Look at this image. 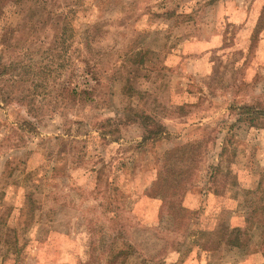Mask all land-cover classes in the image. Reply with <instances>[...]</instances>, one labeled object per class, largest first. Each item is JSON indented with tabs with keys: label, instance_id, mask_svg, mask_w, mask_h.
<instances>
[{
	"label": "rangeland",
	"instance_id": "obj_1",
	"mask_svg": "<svg viewBox=\"0 0 264 264\" xmlns=\"http://www.w3.org/2000/svg\"><path fill=\"white\" fill-rule=\"evenodd\" d=\"M246 104L264 107V0H0V264L264 253Z\"/></svg>",
	"mask_w": 264,
	"mask_h": 264
},
{
	"label": "trees",
	"instance_id": "obj_2",
	"mask_svg": "<svg viewBox=\"0 0 264 264\" xmlns=\"http://www.w3.org/2000/svg\"><path fill=\"white\" fill-rule=\"evenodd\" d=\"M16 1H18V0H16ZM2 68H4V67H2ZM3 73H5L4 69H3ZM240 107L242 109H244V111H246V112L252 111V112H255L256 115H258V114L264 115V107H262L261 109H255L257 107H255L253 105H249V104L242 105ZM140 116L142 117L141 124H142L143 127H145V130H144L145 133L142 136V141H145L148 137L151 136L150 133H152L153 131L148 127V125L146 123V121H147L146 119H150V116L144 115L142 113L140 114ZM28 124H30V123H28ZM28 130H29V128H28ZM30 130H32V129H30ZM157 133H158V131H155V133L153 132L152 135L157 134ZM222 151H223V149H222ZM259 183H260V185L262 184L261 181H259ZM128 247H130V245H128ZM128 247L125 248V249L124 248H120L117 251H115L114 253H111L112 254L111 255L112 256V264H122L126 260L127 253H129Z\"/></svg>",
	"mask_w": 264,
	"mask_h": 264
},
{
	"label": "crops",
	"instance_id": "obj_3",
	"mask_svg": "<svg viewBox=\"0 0 264 264\" xmlns=\"http://www.w3.org/2000/svg\"><path fill=\"white\" fill-rule=\"evenodd\" d=\"M230 227V226H229ZM234 227H240V226H234ZM232 227V228H234ZM228 244L230 246H234L233 248L235 249H239V244H242V243H238V242H232L231 240H228ZM241 258V261L245 264H253V261L256 259V258H259V257H264V253L262 252H259V251H254L252 250V252L250 253H244L243 255L239 256ZM252 260V262H251ZM193 261V258L191 257L190 259L187 260L188 263H185V264H192L191 262ZM197 261V260H196Z\"/></svg>",
	"mask_w": 264,
	"mask_h": 264
}]
</instances>
